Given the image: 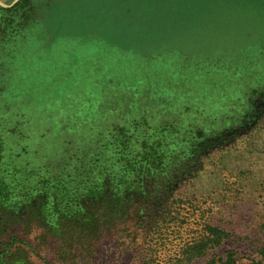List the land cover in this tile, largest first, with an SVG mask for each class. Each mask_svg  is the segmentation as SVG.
<instances>
[{
    "label": "rangeland",
    "instance_id": "374dc122",
    "mask_svg": "<svg viewBox=\"0 0 264 264\" xmlns=\"http://www.w3.org/2000/svg\"><path fill=\"white\" fill-rule=\"evenodd\" d=\"M36 18L48 32L60 23L41 49L32 41L41 37ZM25 38L36 68L78 63V73L100 75L80 83L62 68L59 89L51 73L38 78L45 96L32 95V72L17 71ZM101 63L125 68L104 72ZM67 84L77 89L60 95ZM120 128L130 145L148 138L144 147L160 153L153 168L167 184L119 172L124 163L111 159L109 143ZM97 154L93 165L103 170L89 177L100 187L78 191L91 199L81 204L89 220L68 221L76 208L60 213V190L32 195L50 175L81 183L87 176L74 173L77 160ZM109 173L118 179L107 185ZM124 177L134 188L121 186ZM263 249L264 0L0 7V264H207L226 253L249 264Z\"/></svg>",
    "mask_w": 264,
    "mask_h": 264
},
{
    "label": "trees",
    "instance_id": "16d2710c",
    "mask_svg": "<svg viewBox=\"0 0 264 264\" xmlns=\"http://www.w3.org/2000/svg\"><path fill=\"white\" fill-rule=\"evenodd\" d=\"M61 13V12H59ZM59 13L57 12L56 14L59 15ZM49 15V14H48ZM55 23H57L55 32L51 31L48 32L46 30V26H47V22L43 21L44 24L40 23V20H37V18L35 20H32V25L39 23V27L42 29H40V33L37 34V36L41 37H34L33 35L35 33L32 34V41H34L35 47L38 49L41 48H45L46 45L51 42L50 38H52L53 40L55 39V36L57 35V31L59 30V22L58 19L54 20ZM50 22V19H49ZM50 26V23H49ZM30 28V27H29ZM26 31V30H25ZM25 33V32H24ZM54 36V37H51ZM26 39V38H25ZM26 44L27 46H25V50L22 52V59H21V66L20 68L17 70L21 73H26L28 72H32V95H37L40 94V96H45V89L41 88L40 86L43 85L41 83H46L45 81H41V79L38 80V78H43L46 75H51V73H55L54 76V80L57 85V88L59 89V87L61 86V79L56 75L57 71H60V69L62 68H66L68 70H71L72 74L75 75L76 73L78 74V80L80 83H83V81L85 80H91L94 79L97 75H100L99 70H93V71H83L82 73H78V71L76 70V67H78V63H75L73 65V63H70V65H72L69 69L68 67H57L54 66V64L48 69H44L43 67L41 68H36L34 66L35 61H36V57L35 59L32 56V53L30 51L31 47V38H27L26 39ZM28 50V52H27ZM33 51V50H32ZM32 56V57H31ZM118 56V55H117ZM124 56H119V58H124ZM92 59V58H90ZM125 59V58H124ZM32 60V63H30L29 61ZM99 60V59H98ZM40 61V60H39ZM89 61V60H88ZM100 61V60H99ZM34 62V63H33ZM86 62V61H85ZM101 62V61H100ZM27 67L23 66L26 65ZM41 64V63H40ZM124 64V63H123ZM102 68L106 69L104 70V72H107V70L110 69H116L117 68H121L124 67V65L122 66H105L103 65V63H101ZM130 65V64H129ZM32 66V67H31ZM125 68V67H124ZM82 75V76H81ZM24 77V74L22 75ZM71 76V75H70ZM34 77V78H33ZM27 78V77H26ZM67 80H70L68 78L70 77H63ZM60 79V80H59ZM52 78H47V81H51ZM83 80V81H82ZM47 82V83H48ZM16 85L17 87V83H13ZM68 86L70 84H67ZM12 87H14L12 85ZM24 87V86H22ZM76 86H74L73 84L70 85L69 87H67L65 90H63V92L60 95H65L68 91H74ZM18 88H21L20 86ZM72 88V89H71ZM13 88H10V94H14V92L12 91ZM31 92V91H30ZM29 92V93H30ZM15 95V94H14ZM138 126H136L135 124L133 125L132 129H129L128 131L133 132V131H137ZM127 130H125V128H120L119 130L115 131L114 133H112V135H110V137L113 139L112 141H110L109 145H114L115 146V150L113 152V154L111 155V159H113L112 156L117 157V163L119 162H123L124 164H122L121 168L119 169V172H123L126 173V175L130 176V175H134L136 177H142V176H148L155 174L156 177H160L156 182L160 183L157 184V186H161L162 184H167L168 182L165 180L164 178V174H163V170L161 171H157L153 168L154 164V160L153 157L155 156V158L160 157V153L157 150L153 149V152L147 148L144 147L145 143H148V138L144 139L142 142L140 141H136L133 145H130L129 143H126V140H121L120 138H122V135H126L128 133ZM148 153V155H147ZM88 157L86 159L89 158V162L90 163H85L83 161V159L85 158V155H83V159H81V161L78 159L77 160V167L75 168L74 173H76V175H86V178H81L82 182H73V181H67L65 179L60 178L61 175H54V176H47V177H42V178H38V180L36 181V183H34V185H32V195H34L33 193H37L40 191L45 192L44 193V197L49 196L50 193H52V191H61L64 194L61 196V198L59 200H57V202L55 204L60 205V207H62V211L60 213H64L65 211H67L66 213H70L69 211H72L71 209H75V212H71L68 221L70 222H74V219H79V223L81 222V220H89L88 218V210L87 208L81 206V204H83L84 202L90 201L91 199H89L88 196L86 195H82L79 194L78 191H83L85 189H98V187H100V184L98 182L97 179L95 178H90V175H93V173H95V171H99L100 173L102 172L103 168H98L96 169V166H94V157H96V159L98 160L99 158L97 156H99L98 154L93 156V155H87ZM92 163V164H91ZM114 163L111 164V167L113 166ZM111 174L109 173V181L107 183V185L109 183H114L117 179L118 176H114L111 177ZM165 180V181H164ZM77 184V185H75ZM82 184H84L85 186H81ZM134 184L133 181L127 179L126 177H124V181L123 183H121V186H130L132 188H134ZM77 193V194H76ZM35 196V195H34ZM77 201V207L75 206L74 202ZM145 207L143 208V210H140L139 213L143 214V216L146 213ZM149 210V208H148ZM48 213H46L47 215ZM58 215L54 214H50L51 219H55ZM140 221H141V217H140ZM52 224H49V227H51ZM211 245H216L217 241H211L210 242ZM191 252L194 251L196 254H200L202 251V247L195 245L193 247L190 248ZM259 260H251L249 262V264H264V249L262 251L259 252ZM207 264H237L234 256L231 253H226V256L224 259H220V258H216L214 257L212 260H210Z\"/></svg>",
    "mask_w": 264,
    "mask_h": 264
},
{
    "label": "water",
    "instance_id": "95a60500",
    "mask_svg": "<svg viewBox=\"0 0 264 264\" xmlns=\"http://www.w3.org/2000/svg\"><path fill=\"white\" fill-rule=\"evenodd\" d=\"M17 2H18V0H15L13 4L7 6V5L3 4V3L0 1V7L7 9V8L12 7V6H13L15 3H17Z\"/></svg>",
    "mask_w": 264,
    "mask_h": 264
}]
</instances>
